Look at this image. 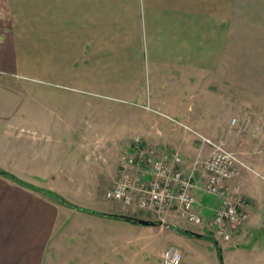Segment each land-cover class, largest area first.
Here are the masks:
<instances>
[{
  "label": "crops",
  "instance_id": "0c3cea01",
  "mask_svg": "<svg viewBox=\"0 0 264 264\" xmlns=\"http://www.w3.org/2000/svg\"><path fill=\"white\" fill-rule=\"evenodd\" d=\"M2 1L0 167L38 189L0 174V264H42L68 212L44 190L98 209L135 137L185 169L264 117V0Z\"/></svg>",
  "mask_w": 264,
  "mask_h": 264
},
{
  "label": "rangeland",
  "instance_id": "374dc122",
  "mask_svg": "<svg viewBox=\"0 0 264 264\" xmlns=\"http://www.w3.org/2000/svg\"><path fill=\"white\" fill-rule=\"evenodd\" d=\"M6 9L4 1L0 0V13L8 12ZM2 24L0 21V29ZM238 105L241 110L250 108L246 102ZM260 108L254 106V110ZM237 112L230 103H226L224 121H229L231 115ZM260 121H264V117L245 118L244 129L233 127L224 138L226 148L236 152L247 166L235 181L240 187L241 209L245 217H241L230 230V242L214 239L216 243H213L207 238L184 234L167 226L151 227L106 218L52 198L66 206L68 212L61 215L59 221L62 225L54 229L42 264H162V253L168 247L180 250L181 264H221L217 246L221 250L223 264H264V124L259 126ZM208 152H204V156ZM105 185L101 183L95 191L98 208L95 210L110 209V213L150 218L107 200L103 196ZM211 199L204 196V204H212L214 199ZM70 203L92 209L81 199ZM78 212L88 214L90 218L77 216ZM166 223L200 234L210 232L182 220L173 219Z\"/></svg>",
  "mask_w": 264,
  "mask_h": 264
},
{
  "label": "built area",
  "instance_id": "2783aa9c",
  "mask_svg": "<svg viewBox=\"0 0 264 264\" xmlns=\"http://www.w3.org/2000/svg\"><path fill=\"white\" fill-rule=\"evenodd\" d=\"M199 137L210 150L204 156L200 149L185 169L170 162L167 155L157 156L154 149L135 137L132 152L122 157L116 179L105 190L104 197L152 219L193 223L210 231L216 240L228 241L234 224L245 217L240 187L235 181L247 166L223 142ZM196 189L218 202L211 220L199 208ZM162 264H181L179 249L168 247L162 253Z\"/></svg>",
  "mask_w": 264,
  "mask_h": 264
},
{
  "label": "trees",
  "instance_id": "16d2710c",
  "mask_svg": "<svg viewBox=\"0 0 264 264\" xmlns=\"http://www.w3.org/2000/svg\"><path fill=\"white\" fill-rule=\"evenodd\" d=\"M0 174H2V175H4V176H7L8 178L14 180L15 182H17V183H19V184H21V185H25V186H28V187H33V186H31L30 184L25 183V182H23L22 180L18 179V178L15 177L14 175L5 172V171L2 170V169H0ZM33 188H34V189H38V188H36V187H33ZM44 192H45L48 196H50L51 198L56 199L57 201H60V202H62V203H66V204H69V205H71V206H74V207H75L76 209H78V210H83V211L91 212V213H93V214H98V215H101V213H102V212H98V211H95V210H92V209H89V208H85V207H82V206L72 205V204H71L70 202H68L65 198H63V197L60 196L59 194L54 193V192H52V191L44 190ZM175 229H176L177 231H181V232H183L184 234H188V235L194 236V235L192 234V231H190V230L180 229L179 227H175ZM202 238H207V239L211 240L213 243H216V242L214 241V238H213V236H212L211 233L203 234V235H202ZM215 245H216V244H215ZM216 246H217V245H216ZM216 246H215V247H216ZM217 249H218V256H219L220 262H221V264H223V262H222L221 250H220V248H219L218 246H217Z\"/></svg>",
  "mask_w": 264,
  "mask_h": 264
},
{
  "label": "water",
  "instance_id": "95a60500",
  "mask_svg": "<svg viewBox=\"0 0 264 264\" xmlns=\"http://www.w3.org/2000/svg\"><path fill=\"white\" fill-rule=\"evenodd\" d=\"M101 216L106 217V218H111V219H117V220H123L132 224H138V225H144V226H167L170 228H175L172 224L165 223L161 220H152V219H144V218H139L136 216L132 215H126V214H119V213H106L102 212ZM264 225V221H263ZM192 234L196 237H202V234L192 232Z\"/></svg>",
  "mask_w": 264,
  "mask_h": 264
}]
</instances>
